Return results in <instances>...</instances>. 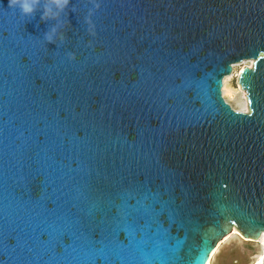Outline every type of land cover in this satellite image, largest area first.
<instances>
[{
    "label": "water",
    "instance_id": "water-1",
    "mask_svg": "<svg viewBox=\"0 0 264 264\" xmlns=\"http://www.w3.org/2000/svg\"><path fill=\"white\" fill-rule=\"evenodd\" d=\"M234 229L264 234V0H0V264H206Z\"/></svg>",
    "mask_w": 264,
    "mask_h": 264
},
{
    "label": "rangeland",
    "instance_id": "rangeland-1",
    "mask_svg": "<svg viewBox=\"0 0 264 264\" xmlns=\"http://www.w3.org/2000/svg\"><path fill=\"white\" fill-rule=\"evenodd\" d=\"M252 62L244 60L242 63ZM232 65V73L222 80L221 95L235 111L242 112L247 103L246 92L239 86L238 78L244 67H251V63ZM240 64V65H239ZM236 67L233 69V66ZM227 89L232 93L229 96ZM263 244L260 241H250L243 238L239 233H234L222 242L211 259L210 264H257L258 256L262 252Z\"/></svg>",
    "mask_w": 264,
    "mask_h": 264
},
{
    "label": "clouds",
    "instance_id": "clouds-1",
    "mask_svg": "<svg viewBox=\"0 0 264 264\" xmlns=\"http://www.w3.org/2000/svg\"><path fill=\"white\" fill-rule=\"evenodd\" d=\"M69 4L70 0H8V7L16 8L24 17H32L39 10L41 22L58 20ZM57 39L62 40V36L58 35L57 26L54 24L45 33L44 40L48 44H55ZM68 58L72 59V56L69 55Z\"/></svg>",
    "mask_w": 264,
    "mask_h": 264
},
{
    "label": "bare ground",
    "instance_id": "bare-ground-1",
    "mask_svg": "<svg viewBox=\"0 0 264 264\" xmlns=\"http://www.w3.org/2000/svg\"><path fill=\"white\" fill-rule=\"evenodd\" d=\"M245 63H251V62H245ZM245 63H242V64L240 63V64L243 65V64H245ZM240 64H239V65H240ZM251 64H253V63H251ZM235 67H236V65L233 66V69H234ZM227 92H228L229 96L232 97V93H231V91H230L229 89H227ZM248 110H249V109H248V103H246L245 106L243 107V111H242V112L246 113V112H248ZM234 233H237V231H236L235 229L233 230L232 234H234ZM229 237H230V236L226 237V238L223 240V242L226 241ZM259 241L263 244V247H262V252H261V254L258 256V262H256V263H257V264H263V263H264V234L262 235V237H261V239H260ZM217 249H218V247H217ZM217 249L214 251V253H212L210 256H208V258H207V263H206V264H210L211 259H212V257L214 256V254L216 253Z\"/></svg>",
    "mask_w": 264,
    "mask_h": 264
}]
</instances>
